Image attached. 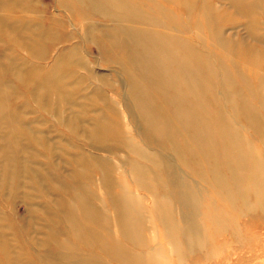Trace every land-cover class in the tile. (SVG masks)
I'll return each instance as SVG.
<instances>
[{
    "label": "bare ground",
    "instance_id": "1",
    "mask_svg": "<svg viewBox=\"0 0 264 264\" xmlns=\"http://www.w3.org/2000/svg\"><path fill=\"white\" fill-rule=\"evenodd\" d=\"M85 1L94 13L100 11L102 19L116 22L113 23L116 28L103 27L99 36L105 44H111L108 47L117 48L123 55L117 64L128 78L126 108L132 107L138 115L135 120L129 114L130 123L137 121L135 129L130 130L128 123L118 114L113 105L115 103L110 97L101 95L100 100L106 103V107L105 111L91 119L89 133L86 132L90 148L97 150L100 143L107 142L110 146L104 148L105 152L119 156L121 151H126L141 160L127 156L122 158L119 167L114 168L108 160H102L93 169L100 176L113 217L106 211L100 218L96 217L97 211H90L86 199L80 196L75 199L82 219L69 215V210H64L67 204L62 209L67 223L73 225L71 222H76L74 239L81 248L94 246L103 257L97 262L95 259L88 260L85 254L78 258L73 254L75 246L63 242L61 248L69 250L71 256L60 254L53 264L63 261H66L63 264H157L165 260V253L153 245L157 244L156 240L147 238L150 225L162 228L163 235L158 237L157 242L163 239L176 251L165 264L183 262L190 257L192 248L200 251L209 248V253L201 257L205 264H210L213 250L221 258L222 248L216 245L223 238L228 239L222 243L225 247L229 246V242H237L240 250L247 249L250 244L243 242L242 235L237 231L235 216H240L251 205L250 201L254 202L252 208L258 210L264 197V108L261 100L258 101L259 97H264V73L256 74L253 80L258 82L256 86L259 89L249 87L248 90H237L228 86L227 92L223 93L221 88L225 90L223 85L226 82L230 84V81L240 82L244 87L253 83L254 76H249V72L245 75L246 71L242 70L244 74H237L238 66H252L250 70L260 68L262 71L264 49L256 50L249 45L245 50L238 48V44H223L222 30L229 16L224 13L219 15L207 0ZM229 1L247 20L261 14L264 16V0ZM2 3L4 8L11 10L6 7V0ZM181 8L185 16L177 13V9ZM20 11L21 16L27 18L25 13L29 12ZM221 17L223 23L218 21ZM0 23L7 24L4 17ZM89 27L95 29L96 25ZM258 27L256 20L246 27L250 36H254L249 38H255L254 41L261 39L254 35ZM7 28L18 33L29 32L23 25ZM203 30L208 33V44L202 41ZM187 34L190 36H185ZM261 41L264 42V39ZM213 46L224 49L227 62L218 65L210 60ZM31 48L30 43L27 50ZM64 61L67 65L83 64L77 46L67 50L59 63L55 62L57 67L54 70L45 71L50 78L35 67L39 75L33 78L31 67L22 70L21 81L24 85L37 82L40 92L46 91L47 86L56 89L63 77L74 76L72 70L59 68L58 65ZM93 79L109 86L102 76ZM75 93L74 89L67 92L68 102L72 101ZM245 95L249 100H256L251 104L244 98ZM81 113L85 115L88 111L82 108ZM71 129L74 130L73 127ZM134 138L140 141L137 143ZM91 159L95 162L94 158ZM75 160L84 169L81 171L90 183L94 178L89 172L91 165L85 163L86 157ZM175 166L183 172L177 174ZM71 174L73 178L77 175L76 172ZM138 191L152 197L151 205L146 209L141 201L143 197L137 195ZM85 194L93 197L91 192ZM58 202L63 204L62 200ZM109 216L113 219L111 222ZM47 217L55 225L54 214L48 212ZM201 221H204L205 227ZM118 222L119 234L115 239L110 235V226H117ZM91 224L98 225L99 231L90 230ZM1 228L2 231L9 229L3 224H0ZM81 234L84 235L82 241ZM49 235L51 239L56 237L51 231ZM7 248V243L3 248L0 245L5 255L15 258L14 252ZM225 252V256L230 253L227 249Z\"/></svg>",
    "mask_w": 264,
    "mask_h": 264
},
{
    "label": "rangeland",
    "instance_id": "2",
    "mask_svg": "<svg viewBox=\"0 0 264 264\" xmlns=\"http://www.w3.org/2000/svg\"><path fill=\"white\" fill-rule=\"evenodd\" d=\"M207 1L219 15L224 13L229 16L222 30L223 44L227 43L226 45L229 46L238 44V48L245 50L249 45L256 47V50L264 49V42L261 41L264 39V16H261L263 14L255 19L247 20L233 8L229 0ZM6 7H10L11 10L4 8L0 0V21L4 17L7 23L6 25L0 23V224L9 228L3 231L2 228L0 229V235H2L0 245L3 248V245L7 243L8 251L14 252L15 258L12 259L0 250V262L1 264H14V262L53 264L57 262V256L60 254L69 258L71 256L69 250L61 248L60 244L63 242L75 246L74 256L81 258L79 255L85 254L88 260L95 259L97 262L103 257L102 253L91 245L81 248L74 239L76 234L73 232V227L76 222L72 221L73 225L67 223L62 209L67 204L64 210H69L68 214L75 219H82L75 199L80 196L86 199L90 211H97L96 217L100 218L105 211L111 215L113 211L109 206V198L104 192L103 185L101 186L99 174L93 169H96L98 162L102 160H108L113 168L121 165L122 158L141 160L126 151H121L119 156L105 152L104 148L110 146L107 142L100 143L97 150L92 149L87 138L91 119L105 111L106 103L100 100L101 95L110 97L109 99L115 103L113 105L123 121L128 123L130 130L135 129L134 126L137 123L135 121L137 112L132 110V107L128 110L126 108L128 98L125 90L129 85L128 78L124 69L117 64V60L123 58V55L117 48L108 47L111 44L109 42L105 44L99 36L103 27L116 28L113 24L116 22L102 19L100 11L94 13L85 0H6ZM20 9L29 12L25 13L27 18L21 16L23 14ZM182 9H177V13L185 16ZM255 20L259 27L254 35L261 37L259 41L249 38L254 36H250L246 29L247 25ZM218 21L223 23V18L221 17ZM20 25L29 32L18 33L7 28V26L15 28ZM95 25V29L89 27ZM213 29L215 30V27ZM202 33L203 43H210V39H207V31L203 30ZM30 43L32 48L27 50V45ZM73 46H77L83 64L67 65V60L59 64V68L66 71L72 70L74 76L61 77L58 88L47 86L46 91L40 92L41 89H38L40 87L36 86L37 82H27L29 85L22 83V70H29L31 67L33 78H38L39 75L34 67L45 77H49L45 71L54 70L57 67L55 62L59 63L67 50ZM213 47V53L210 52L213 60L211 58L210 60L216 61L218 65L220 62H227L228 58L224 49ZM238 67L237 74H244L242 70L246 71L245 75L249 72V76H254L253 79L251 78L253 83L244 87L240 82L230 81V84L226 82L228 85H223L225 90L221 88V91L227 92L228 86L236 87L237 90L245 88L248 90L249 87L259 89V86H256L258 82L255 83L253 80L256 74H263L264 69L250 70L253 67L247 65ZM95 75L102 76L109 86L97 83L93 79ZM234 75L236 76V73ZM70 88L77 94L75 93L76 95L71 98L72 101L68 102L67 92L71 90ZM244 98L251 104L256 100L254 98L249 100L246 95ZM260 100L264 108V97H259L258 101ZM225 102L223 101V104H226ZM82 108L87 109L88 114L83 115ZM227 111L230 110L227 109ZM129 114L134 116L135 120L132 123H130ZM70 125L74 128L73 131ZM134 139L137 143L140 141ZM80 155L85 156L87 159L85 163L92 167L89 172L94 179L90 183L83 174L84 171H81L84 169H81L77 164L78 161L75 160L77 157H82ZM90 156L95 159V162ZM175 171L177 174L183 172L178 166H175ZM73 172L77 174L74 178L71 177ZM87 192H91L93 197L85 194ZM137 195L143 197L141 201L145 209L151 205L152 197L148 193L138 191ZM263 198L258 210L252 208L254 202L250 201L251 205L246 207L240 216H235L237 231L242 235L243 242L250 246L240 250V244L229 242V246L225 247L222 243L228 239H220L216 246L222 248L220 249L222 250L221 258L212 249V256L216 260L211 258L210 264H264ZM60 200L62 205H59ZM48 212L54 214L55 225L48 219ZM109 219L110 222L113 220L110 216ZM201 224L205 227L204 221ZM80 226L83 230V225L80 224ZM118 226L119 222L117 226L112 224L110 226V235L115 239L119 234ZM90 230L98 232L99 226L91 224ZM50 231L52 235L56 234L54 239L49 238ZM83 234L80 237L81 241L84 238ZM162 235V228L156 229L154 226H149L147 238L156 240L157 244L153 245L165 253V260L157 264H165L167 258L176 253L174 248L163 239L160 243L157 242L158 237L161 238ZM226 249L230 253L225 256ZM204 253H209V248L201 251L192 248L190 257L183 262L176 261L173 264H205V260L201 257ZM104 259L106 261V258ZM63 263L66 261L57 264Z\"/></svg>",
    "mask_w": 264,
    "mask_h": 264
}]
</instances>
